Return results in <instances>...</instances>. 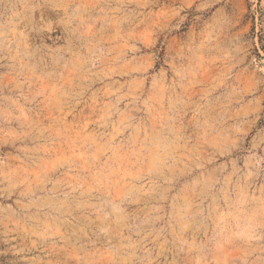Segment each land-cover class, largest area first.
Here are the masks:
<instances>
[{
  "label": "rangeland",
  "instance_id": "374dc122",
  "mask_svg": "<svg viewBox=\"0 0 264 264\" xmlns=\"http://www.w3.org/2000/svg\"><path fill=\"white\" fill-rule=\"evenodd\" d=\"M260 12L0 0V264H264Z\"/></svg>",
  "mask_w": 264,
  "mask_h": 264
},
{
  "label": "trees",
  "instance_id": "16d2710c",
  "mask_svg": "<svg viewBox=\"0 0 264 264\" xmlns=\"http://www.w3.org/2000/svg\"><path fill=\"white\" fill-rule=\"evenodd\" d=\"M251 18L253 19V16H251ZM259 32H258V43H259V46H260V50L264 53V36H263V31H264V22H263V14L260 12V17H259ZM252 34H254V28L252 29ZM258 50H256V53H257V57L261 60H263V57H261L259 55V53L257 52ZM260 123H264V110L262 112V118L260 120Z\"/></svg>",
  "mask_w": 264,
  "mask_h": 264
}]
</instances>
